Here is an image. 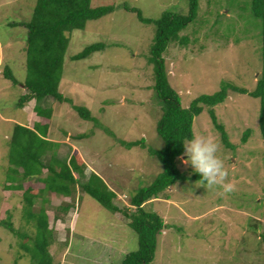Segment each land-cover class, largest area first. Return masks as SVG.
Instances as JSON below:
<instances>
[{
    "label": "rangeland",
    "instance_id": "374dc122",
    "mask_svg": "<svg viewBox=\"0 0 264 264\" xmlns=\"http://www.w3.org/2000/svg\"><path fill=\"white\" fill-rule=\"evenodd\" d=\"M36 3L0 0V264H32V254L22 248L25 241L3 221L10 220L18 231L31 237L36 231L25 217L22 192H6L10 139L17 123L31 128L40 123L39 134L59 144L58 157L66 159L75 151L81 154L86 164L82 182L97 173L117 193V212L80 191L75 206L65 212L58 208L66 203L64 198L51 194L46 208L54 234L50 248L54 264H116L117 253L123 258L139 248V237L122 210L133 212L131 194L150 186L163 171L150 150L164 147L157 132L163 108L148 61L156 27L141 22L124 6L140 9L146 18L159 19L168 11L187 14L189 0H92L94 7L113 6L114 11L68 33L59 89L74 104L88 108L114 136L82 119L68 102L46 98L42 107L52 108L51 118L36 114L35 100L24 109L17 106L28 92L24 86L27 28L11 24L29 22ZM199 3L197 18L180 33L188 38L187 44L172 42L164 53L168 80L184 107L201 95L218 92L223 82L254 91L262 72V21L251 13L250 0ZM95 43H104L106 48L86 59L72 60ZM6 66L19 84L5 78ZM260 107L259 98L230 90L223 104L204 106L195 118L193 130L211 135L219 143L218 155L229 172L227 182L235 187L227 193L219 187H199V176L178 180L165 192L169 198L163 195L147 202L145 209L157 212L166 222L152 264H264ZM212 113L224 126L231 147L224 143ZM46 129L47 137L43 134ZM119 140L144 144L127 148ZM181 157L180 172L188 177L197 175ZM43 186L37 178L25 183L26 188ZM41 204L38 199L34 208Z\"/></svg>",
    "mask_w": 264,
    "mask_h": 264
},
{
    "label": "trees",
    "instance_id": "16d2710c",
    "mask_svg": "<svg viewBox=\"0 0 264 264\" xmlns=\"http://www.w3.org/2000/svg\"><path fill=\"white\" fill-rule=\"evenodd\" d=\"M199 7V0H189L187 14L168 11L159 19H151L146 18L140 9L124 6L127 11L135 12L141 22L154 24L156 27L148 61L153 66L154 91L163 108L162 117L157 124V132L164 141V147L159 151L150 150V154L156 156L162 164L163 171L150 186L140 188L135 194H131V206L135 208L133 212L127 208L122 210L130 220L129 225L139 237V248L123 258L120 253H117L119 255H117V261L120 262H117L118 264H152L154 261L159 246V236L165 230L166 222L157 212L147 211L145 205L165 195V192L178 180L199 177L198 174L188 177L180 172L178 160L184 152L183 139L191 136L194 120L203 112L204 106L214 107L223 104L230 90L259 98L261 103L259 124L264 144V0H250L251 13L262 21V72L257 80L256 89L248 91L233 83L223 82L218 92L201 95L194 99L189 107H184L180 94L168 80L164 53L172 42L187 44L188 38L180 33L197 18ZM113 11V6L94 7L92 0H37L29 22L11 24L27 28V76L24 86L28 92L20 97L17 103L19 108L24 109L28 103L35 100L36 114L51 118L52 108L42 107L44 100L51 97L59 103H70L82 119L93 121L97 127L104 129L110 135L114 134L110 129L105 128L88 108L74 104L72 99L66 97L59 89L65 55L70 42L68 33L76 29H84L88 21L100 19ZM105 48L104 43L91 44L82 52L73 55L72 60L86 59ZM3 74L13 84H19V80L9 66L5 67ZM212 118L222 133L224 143L231 147L224 126L218 123L214 113ZM39 130L40 123H35L33 128L24 124L15 125L10 139L9 182L6 190V192H22L25 201V217L28 222L33 223L36 229L35 235L31 237L28 233H21L10 220L2 223L9 231L22 239V242L25 241L22 248L32 254V264H54V256L50 251L54 234L46 208V204L50 203L51 194L64 198L66 203H62L58 208L65 212L75 206L74 202L79 191L90 195L112 212L120 211V209L114 201L117 193L100 175L92 173L88 181H81L85 176L86 164L78 151L73 152L66 159H61L57 151L59 144L43 138ZM43 134L47 137V129ZM248 136L247 131L244 141ZM81 137L83 138L80 135ZM119 142L127 148L144 144L143 141L119 140ZM35 178L44 186L26 188L25 183ZM165 197L169 198V195ZM38 199L42 204L39 209H35L34 205ZM58 216L56 214L55 218L59 219ZM262 241L264 242V234Z\"/></svg>",
    "mask_w": 264,
    "mask_h": 264
},
{
    "label": "clouds",
    "instance_id": "9594fccd",
    "mask_svg": "<svg viewBox=\"0 0 264 264\" xmlns=\"http://www.w3.org/2000/svg\"><path fill=\"white\" fill-rule=\"evenodd\" d=\"M183 147L182 162L200 176L196 185L208 189L219 187L225 193L234 190V184L227 182L229 172L218 155L220 146L214 137L194 129L190 137L183 139Z\"/></svg>",
    "mask_w": 264,
    "mask_h": 264
}]
</instances>
